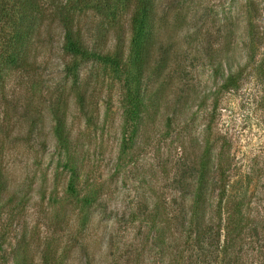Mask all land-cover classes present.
Returning a JSON list of instances; mask_svg holds the SVG:
<instances>
[{
	"label": "rangeland",
	"instance_id": "rangeland-1",
	"mask_svg": "<svg viewBox=\"0 0 264 264\" xmlns=\"http://www.w3.org/2000/svg\"><path fill=\"white\" fill-rule=\"evenodd\" d=\"M100 22L75 19L127 57L130 9ZM152 26L166 69L130 122L124 77L93 58L77 59L80 111L46 10L0 97V264H264V0H155ZM58 96L73 160L52 129Z\"/></svg>",
	"mask_w": 264,
	"mask_h": 264
},
{
	"label": "trees",
	"instance_id": "trees-1",
	"mask_svg": "<svg viewBox=\"0 0 264 264\" xmlns=\"http://www.w3.org/2000/svg\"><path fill=\"white\" fill-rule=\"evenodd\" d=\"M47 9H52L63 30L62 49L70 56L64 64V70L67 77H73L72 87L80 111L88 115L89 103L86 93L81 91L77 59L93 58L109 64L119 76L124 77L127 84L123 99L124 117L127 121L136 122L146 106L145 95L148 90L145 84H149L150 80L157 83L164 76L167 64L166 58L154 56L151 47L155 0H0V97L6 91L10 70L30 66V44L41 29ZM123 9L131 11L130 53L127 57L120 46L114 51H105L99 42L101 30L98 31L96 44L90 46L81 29L75 25L78 11L93 10L100 15L102 29L105 23H114L118 12ZM67 102L65 97L58 96L48 105V109L54 122L52 129L56 143L62 151L67 152L69 160H73V154H70L71 133L65 119ZM67 167L71 168L74 177L78 169L74 164ZM73 177L71 189H74ZM0 181H3L0 183V193L3 194L8 180L1 176Z\"/></svg>",
	"mask_w": 264,
	"mask_h": 264
}]
</instances>
